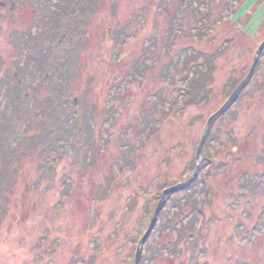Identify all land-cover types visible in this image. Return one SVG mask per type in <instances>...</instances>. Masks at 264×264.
<instances>
[{
    "label": "rangeland",
    "instance_id": "374dc122",
    "mask_svg": "<svg viewBox=\"0 0 264 264\" xmlns=\"http://www.w3.org/2000/svg\"><path fill=\"white\" fill-rule=\"evenodd\" d=\"M180 3L0 0V144L14 158L4 172L8 182L0 187V200L8 187L12 191L0 208V264H85L98 253L96 264H136L140 248L139 264H175L166 258L168 250L158 253L163 242L179 241L178 232L167 227L190 213L184 222L195 236L189 239L200 236L199 204L206 206L205 215L212 214L206 216L207 248L198 251L197 260L204 258L199 264H264V183L254 189L249 182L240 186L256 172L248 175L249 165L264 170V51L246 94L214 124L212 132L217 129L222 138L209 137L198 157L209 119L246 80L264 43V0H222V16L238 38L211 59L209 99L182 113L181 120L164 124L154 113L164 118L178 88L186 85L179 74L184 41H167L171 32L164 34V24L182 19L184 31L196 32L191 26L197 19L186 7L190 0H183L179 12ZM181 30L174 33L184 35ZM115 32H123L118 42ZM209 41L198 46L215 55L220 48ZM202 61L192 64L190 78L200 75ZM230 137L237 138L240 154L228 153ZM173 142L180 143L175 152ZM15 153L24 154L18 165ZM231 158L240 162L230 166ZM189 180L188 188L165 199L142 247L163 193ZM108 189L113 198L103 205ZM253 190L254 199L242 197ZM235 194L239 206L232 204ZM112 205L113 217L105 215L94 230L98 208L106 206L107 214ZM127 207L130 214L124 217ZM122 216L126 229L117 245L108 244L113 221ZM133 243L134 249L126 248ZM185 245L183 239L180 250ZM174 256L177 262L185 258Z\"/></svg>",
    "mask_w": 264,
    "mask_h": 264
},
{
    "label": "trees",
    "instance_id": "16d2710c",
    "mask_svg": "<svg viewBox=\"0 0 264 264\" xmlns=\"http://www.w3.org/2000/svg\"><path fill=\"white\" fill-rule=\"evenodd\" d=\"M164 0H153V2H158V5H154L155 7H160L162 5ZM170 2V0H168ZM239 1V0H238ZM183 4V0H181L180 3V8L179 12L181 10V6ZM215 4H219V7L221 9H219V7H216ZM191 6L192 7V13L195 14V18L196 20V24L194 26H191L192 30H196L195 34H192V31H184V26L182 23V19L179 21L180 23L174 22L172 20H169L166 22L164 31L166 34V31L171 32V36L167 38V41H171L172 43H177V42H183L182 47H181V51L185 52V57L184 59H182V69H184V71H180L179 74L183 77L184 82H186L185 87H183V89L181 90L180 88L177 95L173 96L172 98L174 99V101L171 100L170 106L168 108L167 111H164L165 117L163 118V115L159 113H154L156 119L158 120H163L162 123L167 124L169 122L170 123H174L176 120H181L182 118L179 117L182 113H184L185 111L189 110L190 108L194 107V106H200L202 107V100H208L209 96L211 95L208 89L209 87V83L212 82V79L214 78L213 76V70H212V58L216 59L217 57L222 56L226 49L228 48V46H233L234 42L233 40H236L238 38V34L237 33H231L230 31H233V28L229 27L227 25V19H224V17L222 16L223 14V6H222V0H190V3L186 5V7ZM207 7V11L206 12H202L201 8L202 7ZM145 10L142 11L146 14V10L149 8H143ZM189 10V9H188ZM214 10L217 11V14L214 15ZM185 13V11H183ZM190 12V11H187ZM72 13H70L69 15H71ZM207 14V15H205ZM188 15H192L191 12ZM67 18V17H66ZM66 18L63 19L66 20ZM153 23H156L154 19H151ZM145 23V21L143 22V24ZM154 25H158V27H160V24H154ZM163 25V24H162ZM182 30L181 32H185L184 35H182L181 33H174V31L177 28H181ZM161 29V28H160ZM230 31H229V30ZM236 29V28H235ZM123 31H126L125 27L122 28ZM126 33V32H125ZM124 33V34H125ZM122 33L119 32H115L113 35V39H116V42H118L119 38L121 37ZM205 39H209L211 42L213 40V42L216 44L215 47H219L220 50L215 51V55L214 53H210L207 52L206 50H204L203 48H200L198 46L199 43H204ZM115 42V43H116ZM197 44V45H195ZM213 46V45H211ZM214 47V46H213ZM214 55V56H213ZM203 57V61L200 63L201 65V69L198 70V72L200 73L199 76H197V74H194L193 77H189L188 76V72L190 67L192 66V64L194 63H198L199 62V58ZM144 70V69H143ZM167 77V74H166ZM210 79V80H209ZM173 85V82H170L169 84H167V87H171ZM126 89V88H125ZM124 89V90H125ZM129 89V88H128ZM212 92V91H211ZM246 91L244 90L241 94V96L239 97V99H241L246 93ZM118 93H121V90L118 91ZM122 94V93H121ZM123 95V94H122ZM118 97V96H117ZM238 99V100H239ZM161 102L162 99H160ZM41 105V104H40ZM39 105V106H40ZM159 106V103H158ZM40 110L43 111V106H40ZM175 112H178L177 114H174ZM38 114V113H37ZM21 112L17 113V117H21ZM52 116H55V114H53ZM114 116V115H113ZM116 120V119H114ZM157 120V121H158ZM223 118H219V120L216 122V126L215 128L218 126L219 122L222 121ZM41 121V118H37L35 120V123L39 126V122ZM152 123V121L150 120L149 125ZM164 124L162 125V127L164 126ZM28 125V124H27ZM148 125V126H149ZM186 126V125H185ZM19 127V126H18ZM76 127V126H75ZM187 128V126H186ZM188 128H190V126L188 125ZM213 130L212 135L210 136V140H219L221 139V134H217L216 131L217 129ZM158 128H155L152 132L155 134L157 132ZM28 132V131H26ZM77 134H75V139L80 138L79 136L81 135L80 132H75ZM73 135V133H70ZM150 134V133H149ZM15 135H19V132L17 131ZM71 135V136H72ZM83 135V133H82ZM263 135V139H264V134ZM220 136V138H219ZM21 138H25V134H20ZM230 143L228 144V153L232 154V156H235L236 154H240L239 150H238V140L237 138H233L231 139V137L229 138ZM60 138L54 139V141H59ZM150 140V139H149ZM72 141V140H71ZM147 141V140H145ZM73 142V141H72ZM70 143V142H69ZM179 144H176L175 142H173V146L171 148L172 152H175V150L177 148H179ZM1 150H4V146L0 144ZM35 146V145H34ZM71 146H74V143H71ZM16 150L14 147H12V150ZM51 149V148H50ZM264 149V147H263ZM11 150V148H10ZM11 151H2V153H0V158L2 159L1 161V167H0V187L5 186V182L7 181V175H4V172L6 173V171H8L10 168L13 167V162H14V158L12 156ZM16 154V153H15ZM262 154V155H261ZM260 156H263L264 158V151L260 153ZM16 158H17V165L19 163V161L24 158V154H16ZM240 160L237 159H233L231 158L229 165L231 166L232 164L234 165V163H239ZM258 161H255L254 163H257ZM16 164V163H15ZM210 164L211 166H213L215 164V167H218V164H216V161L214 159L210 160ZM3 166V167H2ZM249 169H248V175L252 174V169L254 171H256L255 173H253L254 175H252L251 180H247V181H241V189L245 187V183L244 182H249L252 183V188L254 189L255 184H262L264 183V170H262L261 168L254 166V165H249ZM214 167V166H213ZM228 167V166H227ZM230 168V167H229ZM213 170L208 172V176L206 181H210L213 175ZM250 171V172H249ZM11 174H15L13 171L10 172ZM246 174V175H247ZM10 175V174H9ZM245 176V175H244ZM10 182L12 183L14 181L13 178H10ZM257 182V183H256ZM9 186V185H8ZM168 186V187H172ZM189 186H186V188H188ZM9 188V187H8ZM7 188V192L4 194V197L6 199L0 200V208L3 207V203H6V201H8L9 199V195L12 193V191L10 190V188ZM167 188V187H166ZM165 188V189H166ZM6 189V188H5ZM164 189V188H163ZM184 190V189H182ZM108 190H104L103 192V196H102V203L103 205H105L107 203V198H113L112 194L108 193ZM242 194L246 200H250V199H254L256 196V191H252L251 194H248L246 192H242ZM237 194L233 195L232 198L235 199ZM169 195H167L166 199H169ZM234 202L232 204H236V199L233 200ZM240 202L238 201L237 205L239 206ZM106 206L99 207L98 210L99 212L95 213V219L93 221H95L93 229L95 230L99 225H100V221L102 220V218H105V215H109L112 214V216L110 218L113 217V205L110 207L109 206V213L106 214V210H105ZM184 207H181L180 209L182 211H184L183 209ZM205 208L206 206L203 204H199V206H197V210L202 214V220H203V226H202V230L204 231L206 228V220L207 217L210 218L212 217V214L210 216H208V213L205 215ZM107 209V210H108ZM111 210V211H110ZM1 211V209H0ZM209 212V211H208ZM123 213L125 214L124 217H128V215L130 214V211L128 210V207L123 211ZM190 213L184 215L182 218L179 217V220L174 223L173 225L170 224V228L172 231L178 232V239L179 241L175 242L174 238H172V240L170 241V244L166 245L165 242H163L162 245V249L158 252L159 255L162 254V252L166 249L170 252V254L167 255V259L172 260L173 262H175V264H199V262L204 261V258L201 259V261L198 259L197 260V253L200 250L201 246L204 247V251H205V244L203 242H206V238L205 237V232L202 231V234L200 236H196L195 238H193V240H190V237L195 236L194 234V228L193 230L191 228H189L184 220L187 218V216ZM207 216V217H206ZM98 218V219H97ZM109 220V219H108ZM116 221H113V238L107 239V243L109 244H115L117 245L120 241V235L125 231L126 229V224H124V222H127V218H123V216L118 219L117 217H115ZM174 222V221H173ZM205 225V226H204ZM92 229V228H91ZM90 229V230H91ZM193 231V232H192ZM188 233V234H187ZM203 235V236H202ZM184 239L185 242V246H183V250H180L179 246L181 245L182 240ZM198 239V240H197ZM204 239V240H203ZM203 243V244H202ZM103 247V246H102ZM101 247V248H102ZM134 243L131 245H127L126 248L127 249H134ZM207 248V246H206ZM93 249V248H92ZM117 250V247H116ZM116 252V251H115ZM108 253V252H107ZM183 253V256L185 258H183L181 261H174L175 260V256L174 254H179L181 255ZM102 253H98L97 255L91 256L88 259L86 258L84 261L85 264H96L97 259L100 257ZM118 255V257L121 258L120 254L116 253ZM165 258V260H166ZM178 259V258H177ZM208 264V261L206 260V263Z\"/></svg>",
    "mask_w": 264,
    "mask_h": 264
},
{
    "label": "water",
    "instance_id": "95a60500",
    "mask_svg": "<svg viewBox=\"0 0 264 264\" xmlns=\"http://www.w3.org/2000/svg\"><path fill=\"white\" fill-rule=\"evenodd\" d=\"M264 51V43L261 45V47L259 48V50L256 52V57H255V63L248 75V77L246 78V80L236 89V91L233 93V95L230 97V99L227 101V103L216 113L214 114L213 116H211V118L209 119L208 123H207V127H206V131L202 137V140H201V144L198 148V157H200V155L202 154L203 152V148L204 146L206 145L211 133H212V129L214 127V124L218 121L219 118H221L222 116H224L225 114L228 113V111L230 110V108L235 104V102L237 101L238 97L241 95V93L244 91V89L249 85V83L251 82V79L254 75V72H255V69L257 68L258 64H259V61H260V57H261V54L262 52ZM195 175V174H194ZM191 180H189L188 182H185V183H182L178 186H175V187H172V188H169L167 189L164 193H163V196H162V199L159 203V206L158 208L156 209L155 211V214H154V217L150 223V226H149V229H148V232L146 233L145 237L142 239L141 241V246L143 247L145 241L147 240V238L149 237L150 233L152 232V229L154 228V225L156 223V220L159 216V213H160V210L164 204V201L167 197V195L171 194V193H174V192H177L179 190H182L184 189L189 183H190ZM142 251L143 249L140 248L137 256H136V264H139L140 263V260H141V255H142Z\"/></svg>",
    "mask_w": 264,
    "mask_h": 264
},
{
    "label": "flooded vegetation",
    "instance_id": "af4514ba",
    "mask_svg": "<svg viewBox=\"0 0 264 264\" xmlns=\"http://www.w3.org/2000/svg\"><path fill=\"white\" fill-rule=\"evenodd\" d=\"M75 17V16H74Z\"/></svg>",
    "mask_w": 264,
    "mask_h": 264
}]
</instances>
